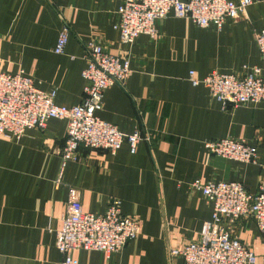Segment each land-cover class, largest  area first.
Wrapping results in <instances>:
<instances>
[{"label":"crops","instance_id":"crops-1","mask_svg":"<svg viewBox=\"0 0 264 264\" xmlns=\"http://www.w3.org/2000/svg\"><path fill=\"white\" fill-rule=\"evenodd\" d=\"M188 1V0H181ZM237 1V0H233ZM246 19L222 28H199L169 15L158 21L157 38L140 35L128 47L114 29L122 0H0V73L24 74L55 103H82L87 85L86 44L96 41L113 55L130 58L131 75L110 87L97 115L125 136L142 132L135 154L124 142L116 156L81 149L78 161H63L68 121L51 119L20 140L0 138V264H58L56 234L62 228L69 188L83 210L102 214L113 200L140 234L119 252L75 250L74 264H183L172 258L199 238L212 206L195 181L238 182L256 193L264 182V102L223 112L208 89L190 80L212 72L238 74L263 67L256 36L264 28V0H253ZM64 24L71 29L66 53L53 49ZM231 138L258 149L259 163L210 154L205 141ZM236 231L264 264V240L253 220Z\"/></svg>","mask_w":264,"mask_h":264},{"label":"built area","instance_id":"built-area-1","mask_svg":"<svg viewBox=\"0 0 264 264\" xmlns=\"http://www.w3.org/2000/svg\"><path fill=\"white\" fill-rule=\"evenodd\" d=\"M253 0H122L117 10L114 29L124 46H132L140 35L157 38L158 21L173 15L190 19L199 28L222 30L228 19L243 21ZM71 29L64 24L53 52L66 53ZM264 61V28L256 36ZM87 68L82 76L87 85L81 104L66 107L55 103L57 90L44 91L32 78L0 73V138L20 140L27 130L45 128L51 119L68 121L67 140L62 151L64 163L78 161L81 149L105 150L116 156L124 142L135 154L142 132L137 129L125 136L97 113L103 109L106 91L114 85H124L130 77V58L108 53L96 41L86 44ZM193 85L203 84L211 97L220 103L223 112L249 104L264 102L263 67H244L238 74L212 72L199 81L191 72ZM205 149L223 159L258 164V149L242 140L231 138L204 142ZM212 206V217L199 238L181 249L171 251L172 258L183 264H256L257 256L244 246L236 231L241 219L253 220L264 240V182L256 193H249L241 183L210 181L191 184ZM140 234L138 222L122 214V203L113 200L102 214L83 210L78 190L69 188L62 228L56 234V247L62 255L58 264H74L75 250L119 252Z\"/></svg>","mask_w":264,"mask_h":264}]
</instances>
